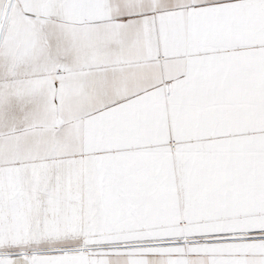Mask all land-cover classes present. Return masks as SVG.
I'll return each mask as SVG.
<instances>
[{"label": "snow or ice", "instance_id": "6c2138e0", "mask_svg": "<svg viewBox=\"0 0 264 264\" xmlns=\"http://www.w3.org/2000/svg\"><path fill=\"white\" fill-rule=\"evenodd\" d=\"M0 264H264V0H0Z\"/></svg>", "mask_w": 264, "mask_h": 264}]
</instances>
